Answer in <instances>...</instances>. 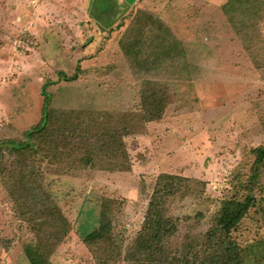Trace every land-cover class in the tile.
<instances>
[{"label":"rangeland","instance_id":"1","mask_svg":"<svg viewBox=\"0 0 264 264\" xmlns=\"http://www.w3.org/2000/svg\"><path fill=\"white\" fill-rule=\"evenodd\" d=\"M43 87L53 111L104 114V127L119 129L122 115L135 114L124 137L128 169L119 153L78 159L37 142L18 148L40 120ZM142 92L164 100L160 119L137 117ZM258 146L264 0H0V264H30L24 245L58 230L45 215L49 197L70 222L50 264H128L161 173L203 183H185L169 202L176 232L168 250L190 258L204 251L223 202L249 192ZM260 173L253 206L230 232L242 264H264V167ZM102 212L114 249L97 258L83 238Z\"/></svg>","mask_w":264,"mask_h":264},{"label":"trees","instance_id":"2","mask_svg":"<svg viewBox=\"0 0 264 264\" xmlns=\"http://www.w3.org/2000/svg\"><path fill=\"white\" fill-rule=\"evenodd\" d=\"M62 77L68 81L73 80L76 75L68 77L63 74ZM50 83L47 82L44 85ZM42 95L43 104L40 120L24 132L25 141L19 143L18 148L27 150L32 147L33 143L37 142L43 151H52L54 155L56 153L67 156L77 154L79 155L78 159L88 152L101 160H103L102 157L107 158L109 155H112L111 159H118L119 153L123 156L122 165L128 169L129 157L123 150L124 137L134 132L132 131L131 121L133 119L131 116L135 114L122 115L123 126L119 129L104 127L102 120L104 114L93 116L94 113L80 111H60L57 113L51 109V94H48L44 87ZM141 104L142 112L137 117L144 122L160 119L166 106L164 100L158 99L152 92H142ZM251 153L254 160L247 180L248 186L243 187L249 192L241 201L228 199L223 202L214 216L212 227L205 235L204 245L206 247L204 251H193L190 258L187 256L177 260L173 252L168 250L171 237L176 232L175 221L169 211V202L181 194L186 188L185 183H203L174 174H159L148 201L141 231L124 257L128 264H242L240 251L236 241L230 237V232L239 225L255 202L254 184L261 179L260 171L264 167V147L253 148ZM38 189L41 192L40 186ZM46 195L48 194L46 193ZM49 198L51 206L48 207V212L45 215L51 222L50 226L56 224L58 230L52 229L46 237L38 234L35 241L24 245L23 252L30 264H50L49 255L54 253L56 245L61 243L70 230L69 220L55 203V200L52 197ZM20 212L27 220L24 212ZM41 218L43 217L41 216ZM28 222L30 224L32 220ZM110 223L108 213L102 212L97 227L83 238L85 244L93 253L95 252L97 258L101 253L100 251L107 252L110 248L109 251L114 249ZM51 236L56 238L53 245L50 243ZM95 246L98 247L97 251H94ZM101 246L105 248L102 249ZM104 261L101 260V262L108 264L109 260ZM101 262L100 264H102Z\"/></svg>","mask_w":264,"mask_h":264},{"label":"crops","instance_id":"3","mask_svg":"<svg viewBox=\"0 0 264 264\" xmlns=\"http://www.w3.org/2000/svg\"><path fill=\"white\" fill-rule=\"evenodd\" d=\"M138 0H133L134 3H137Z\"/></svg>","mask_w":264,"mask_h":264}]
</instances>
